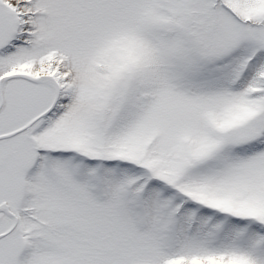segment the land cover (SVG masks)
<instances>
[{
    "label": "snow or ice",
    "instance_id": "obj_1",
    "mask_svg": "<svg viewBox=\"0 0 264 264\" xmlns=\"http://www.w3.org/2000/svg\"><path fill=\"white\" fill-rule=\"evenodd\" d=\"M0 264H264V0H0Z\"/></svg>",
    "mask_w": 264,
    "mask_h": 264
}]
</instances>
